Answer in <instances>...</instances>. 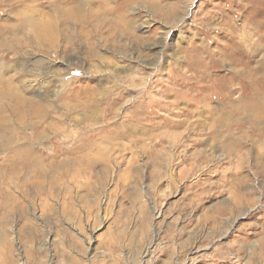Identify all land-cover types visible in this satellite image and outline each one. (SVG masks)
<instances>
[{"label":"rangeland","instance_id":"1","mask_svg":"<svg viewBox=\"0 0 264 264\" xmlns=\"http://www.w3.org/2000/svg\"><path fill=\"white\" fill-rule=\"evenodd\" d=\"M256 97L264 0H0V264H254Z\"/></svg>","mask_w":264,"mask_h":264},{"label":"bare ground","instance_id":"2","mask_svg":"<svg viewBox=\"0 0 264 264\" xmlns=\"http://www.w3.org/2000/svg\"><path fill=\"white\" fill-rule=\"evenodd\" d=\"M254 55V54H253ZM258 68V67H257ZM257 70V69H256ZM253 75V74H252ZM252 77V76H251ZM256 84V83H255ZM252 98V97H251ZM250 99V98H249ZM264 99V98H263ZM249 100H247L248 102ZM252 101V99H251ZM258 102V103H256ZM250 103V102H249ZM256 104H253V105H257L259 107H257L258 111L260 110H263L264 109V101L262 102L261 99L257 98L256 97V101H255ZM251 104V103H250ZM263 105V106H262ZM254 109V108H253ZM260 109V110H259ZM254 111V110H253ZM264 111V110H263ZM263 114V113H262ZM261 115V113H260ZM231 144V143H230ZM16 153V151H13ZM17 157H20V155L17 154ZM25 158V157H24ZM20 160V158H19ZM26 160V159H25ZM16 161V160H15ZM260 161V160H259ZM35 158H31L28 160V162H24L23 163V166L21 168H19V165L20 163L18 162H14V168L12 170L11 173L10 170L8 172V176H13V177H17V176H22V177H25V176H28V175H31L35 170L34 169H37V172H38V175L39 177H41L43 174H44V170L43 168H41V165L38 166V168H34L35 166ZM39 164V162H38ZM44 165V164H43ZM8 166V165H7ZM6 166V167H7ZM44 167V166H43ZM1 168H5V166L3 164H1L0 166V169ZM8 169V168H7ZM6 170V168H5ZM36 172V173H37ZM6 174H7V171H6ZM12 174V175H11ZM38 181H40L41 179L39 178H36ZM16 181H18V179H16ZM15 181V182H16ZM16 184V183H15ZM17 185V184H16ZM37 190V189H36ZM224 209V208H223ZM228 210V208H227ZM219 213V212H218ZM221 213H222V210H221ZM252 230V229H251ZM263 232V231H262ZM261 231L258 233V234H255V233H251V238L255 241H252V244L250 246V258L252 259L253 263L254 264H261L262 261H264V236H260V239L259 241H257V237L262 233ZM263 235V234H262ZM258 242V243H257ZM261 261V262H260Z\"/></svg>","mask_w":264,"mask_h":264}]
</instances>
